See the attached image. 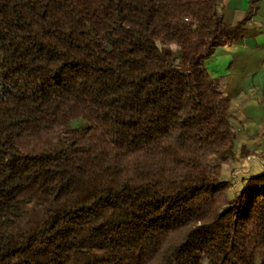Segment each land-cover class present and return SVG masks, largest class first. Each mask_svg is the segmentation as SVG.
Segmentation results:
<instances>
[{
	"label": "trees",
	"instance_id": "1",
	"mask_svg": "<svg viewBox=\"0 0 264 264\" xmlns=\"http://www.w3.org/2000/svg\"><path fill=\"white\" fill-rule=\"evenodd\" d=\"M258 1L0 0V264H264V172L230 195L202 65Z\"/></svg>",
	"mask_w": 264,
	"mask_h": 264
},
{
	"label": "crops",
	"instance_id": "2",
	"mask_svg": "<svg viewBox=\"0 0 264 264\" xmlns=\"http://www.w3.org/2000/svg\"><path fill=\"white\" fill-rule=\"evenodd\" d=\"M248 7L249 0H219L218 8L223 20L233 23ZM202 65L211 77L221 78L228 99L235 140L220 177L230 182L233 196L247 178L264 172V0L256 2L242 36L213 48Z\"/></svg>",
	"mask_w": 264,
	"mask_h": 264
},
{
	"label": "rangeland",
	"instance_id": "3",
	"mask_svg": "<svg viewBox=\"0 0 264 264\" xmlns=\"http://www.w3.org/2000/svg\"><path fill=\"white\" fill-rule=\"evenodd\" d=\"M86 125L87 124H86L85 120H83L81 118L73 119L70 121V124H69L70 127H76L79 129L84 128Z\"/></svg>",
	"mask_w": 264,
	"mask_h": 264
},
{
	"label": "built area",
	"instance_id": "4",
	"mask_svg": "<svg viewBox=\"0 0 264 264\" xmlns=\"http://www.w3.org/2000/svg\"><path fill=\"white\" fill-rule=\"evenodd\" d=\"M186 20H187V18H186Z\"/></svg>",
	"mask_w": 264,
	"mask_h": 264
}]
</instances>
